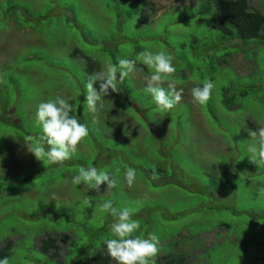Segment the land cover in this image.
<instances>
[{"label":"rangeland","instance_id":"rangeland-1","mask_svg":"<svg viewBox=\"0 0 264 264\" xmlns=\"http://www.w3.org/2000/svg\"><path fill=\"white\" fill-rule=\"evenodd\" d=\"M197 1L0 0V7L20 5L15 13L23 19L15 22L0 13V246L4 240L13 243L9 264H75L70 261L75 258L83 264L112 238L114 218L100 211L107 200L117 209H136V235L159 237L156 264H165L164 257L173 252L186 253L184 264H264V196L258 192L264 188V167L249 163L247 150V120L264 126V45L253 60L250 43L238 38L228 55V50L212 58L202 53L215 33L202 21L207 16H194ZM260 1L250 4L259 8ZM143 9L149 11L148 21L137 25ZM201 32V41L194 43L190 37ZM185 41L200 51L186 49ZM75 48L103 68L115 64L103 48L120 59H137L145 49L170 53L182 100L167 113L157 109L143 91L150 72L137 60L140 71L124 80L114 101L103 98L93 123L84 103L86 63L71 55ZM224 57L227 64L221 66ZM249 75L254 77L245 79ZM204 81L215 87L201 106L193 103L191 89ZM237 85L253 86L255 92L238 108L227 109L223 93ZM57 96L72 98L73 115L87 125L89 135L71 159L50 166L37 161L24 141L41 134L35 125L37 106ZM90 166L108 170L117 187L98 193L71 183L80 167ZM127 168L136 169L131 188L124 181ZM164 175L175 183H165ZM217 180L226 195L218 192ZM60 233L69 236L68 242L57 262L51 261L37 246Z\"/></svg>","mask_w":264,"mask_h":264},{"label":"clouds","instance_id":"clouds-1","mask_svg":"<svg viewBox=\"0 0 264 264\" xmlns=\"http://www.w3.org/2000/svg\"><path fill=\"white\" fill-rule=\"evenodd\" d=\"M174 57L165 51L145 49L138 54L137 59H120L117 64L108 63L101 70L88 76L84 103L92 114L93 123L98 119L104 107V97L110 94H120V85L130 75L140 71L137 60L145 66L150 74L145 76L146 86L143 91L151 96L157 109L167 113L176 107L182 100L183 88L177 89L174 78L176 71L173 66ZM214 82L204 81L202 86L191 89L193 103L207 105L211 99ZM71 97L57 96L54 100L42 102L35 112V125L41 129L39 137L29 136L24 144L27 151L37 161L48 165H63V163L78 151L79 145L88 137L87 125L81 123L75 111ZM249 136L248 157L249 163L257 167H264V126L257 129H248ZM3 157H0L2 160ZM4 170L0 168V175ZM119 173L120 169L117 168ZM152 180L158 179V173L153 170ZM124 181L131 188L136 181V169L127 168L124 172ZM71 183L86 184L90 189L99 191L101 186L108 190L117 187V179L108 170H98L95 167H80L78 174ZM264 196V188L258 190ZM54 199V198H53ZM84 205L91 208L90 198H85ZM102 213L110 214L114 222L110 226L112 238L104 242L107 255L114 264H156L159 252V237L149 233L146 237L136 235L140 229V221L134 219L136 209L125 207L117 209L112 200L100 205ZM0 264H9L7 257L0 259Z\"/></svg>","mask_w":264,"mask_h":264},{"label":"trees","instance_id":"trees-1","mask_svg":"<svg viewBox=\"0 0 264 264\" xmlns=\"http://www.w3.org/2000/svg\"><path fill=\"white\" fill-rule=\"evenodd\" d=\"M1 4V3H0ZM197 8L195 9L196 13L194 16H207L208 18L203 19V23L207 27L208 31H213L215 33L214 36H210L211 43L205 45L200 50H202V53H207L210 58L211 54H216L217 52L221 51H229V46L231 41H234L236 38L241 39L244 43H250L249 48V59L253 60L251 56H256L260 58V53L262 52V45H264V0L260 1L259 8H254L250 4V0H198L197 1ZM20 10V5H15L12 3H8L6 6L0 7V13L3 15H12L14 16V21H22L18 20L17 15L15 13V10ZM26 13L25 11H19V13ZM136 23L137 25L145 24L148 21L149 17V11L147 9L141 10V12L138 13ZM197 19V18H195ZM201 37H203V33L201 32L198 34V36H191L194 40V43H199L201 41ZM192 44L188 41L183 42V45L188 49L189 47L192 49L193 52L196 51L198 53L200 50L197 49L196 44ZM255 46V48H254ZM245 47V46H244ZM172 48H174L172 46ZM252 48L254 52L252 51ZM198 50V51H197ZM245 49L243 48L242 54H244ZM187 52V51H186ZM253 52V53H252ZM103 53H105L106 58L114 59V63L117 64L120 58L116 57V55H108L106 50L103 48ZM225 55L230 54V51L227 53H224ZM72 56H80L85 61V67H84V75L83 79L88 80V76L91 75L94 72H97L103 68V65L100 63L99 60L94 59L92 56L86 55L83 51L75 48L73 49ZM128 58H133L132 56H128ZM225 58V57H224ZM219 62V65L222 66V64H227L226 58ZM116 61V62H115ZM254 65V73L256 70V66L254 62H252ZM145 69L146 67L143 66ZM137 68H140L139 65H137ZM141 69V68H140ZM213 70V67H211ZM210 70V71H212ZM254 75H249L245 79H251ZM213 80V79H212ZM239 84H244V81H241ZM238 87L240 90H238ZM255 92V88L253 86L247 85L245 88L244 86L240 88L239 85H237L233 92H230L226 90L223 93V98L221 99V103L227 108V109H236L242 104H244L249 98H251L250 93ZM105 99H109L114 101L116 99V94H110ZM247 126L250 129H257L254 123L247 120ZM261 127V126H260ZM13 137V135H12ZM11 137V138H12ZM169 176H171L169 174ZM166 175H164V182L165 183H172L171 177H169V182H166ZM214 179V178H209ZM214 182V181H213ZM218 185V192L221 193L222 185L221 182L218 180L216 181ZM175 183V181L173 182ZM172 183V184H173ZM106 186H101L100 190L97 191L98 193L105 192ZM226 193H221V196ZM69 236L66 233H60L54 236H49L46 238H42L39 241V244L37 248L40 250L42 254L48 255V258L51 260H54L57 262L59 251L65 246V244L68 242ZM89 240L88 242H90ZM13 243L10 240H4L1 243L0 246V259H3L5 257L9 258L11 252H12ZM66 252V251H65ZM69 255V250H68ZM186 253L182 254H176L173 252L169 256H165V264H184L186 261ZM67 256H65L66 258ZM51 260V261H52ZM71 263L77 264L78 261L76 258L74 260H71ZM54 262V263H56ZM62 264L63 262L60 261ZM85 264H111L112 260L107 255L105 250L104 242L91 252L88 257L86 258ZM83 263V264H84ZM82 264V263H81Z\"/></svg>","mask_w":264,"mask_h":264}]
</instances>
